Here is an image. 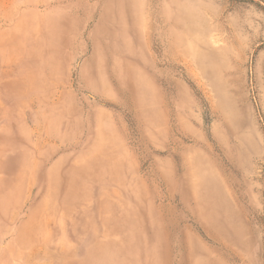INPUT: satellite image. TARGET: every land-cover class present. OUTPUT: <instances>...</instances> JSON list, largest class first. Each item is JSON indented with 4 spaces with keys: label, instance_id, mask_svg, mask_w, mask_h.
Instances as JSON below:
<instances>
[{
    "label": "rangeland",
    "instance_id": "rangeland-1",
    "mask_svg": "<svg viewBox=\"0 0 264 264\" xmlns=\"http://www.w3.org/2000/svg\"><path fill=\"white\" fill-rule=\"evenodd\" d=\"M0 264H264V0H0Z\"/></svg>",
    "mask_w": 264,
    "mask_h": 264
}]
</instances>
